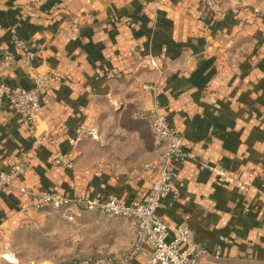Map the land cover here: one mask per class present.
I'll return each instance as SVG.
<instances>
[{"label":"crops","instance_id":"obj_1","mask_svg":"<svg viewBox=\"0 0 264 264\" xmlns=\"http://www.w3.org/2000/svg\"><path fill=\"white\" fill-rule=\"evenodd\" d=\"M247 2L250 6L213 28L230 44L239 34L254 37L256 54L243 64L231 58L234 66L217 64L215 70L207 58L198 64L191 56L204 48L200 38L193 39L207 30L204 0H0V78L28 87L41 72L57 77L41 94L43 112L35 130L0 98V170L22 160L28 165L11 189L0 190V227L34 210L30 197L17 190L19 182L68 197L116 194L125 204L149 192L154 173L144 165L156 156L154 149L136 166L115 163L110 146L100 160L94 156L84 163L77 147L81 136L71 140L79 125L99 138L97 128L86 123L96 101L114 94L113 81L95 75L109 69L134 72L152 58L161 72L159 111L183 135L185 153L174 180L179 196L168 194L157 214L169 229L187 224L193 240L210 251L221 244L220 257L206 261L264 264V15L253 11L264 7V0ZM81 14L86 21H78ZM12 35L36 54L35 61L20 59L22 48ZM5 54L12 59L4 61ZM42 123L46 127L38 133ZM109 137L100 133L102 143L120 139ZM57 152L68 154L73 167L53 164ZM201 164L227 168L226 181ZM130 223L134 236L136 225ZM150 251L145 244L133 264H147Z\"/></svg>","mask_w":264,"mask_h":264},{"label":"rangeland","instance_id":"obj_2","mask_svg":"<svg viewBox=\"0 0 264 264\" xmlns=\"http://www.w3.org/2000/svg\"><path fill=\"white\" fill-rule=\"evenodd\" d=\"M247 1L219 0L221 14L215 15L206 8L204 0L205 9L209 12L207 30L193 37L200 38L204 48L191 55L198 64L202 63L203 58H207L210 65L215 64L212 68L216 70L217 64L234 66L236 61L231 58H236L243 64L256 54L259 41L254 37L250 38L247 33L239 34L235 44H230L228 37L217 34L213 28L216 23L224 22L229 15L237 14L250 6ZM86 19L83 14L78 16L80 22ZM246 23L244 22L243 27H246ZM11 38L16 37L12 35ZM152 63L150 58L149 62H142L134 72L124 73L109 69L95 75L97 80L113 81L114 95L112 98L107 96L97 100L95 111L86 123L97 128L99 138L96 133L81 134L77 147L81 151L84 163L91 161L94 156L100 160L103 155L108 154L104 149L109 146V154L115 163H130L129 166L143 163L150 152H153L149 120L150 110L156 104L158 109L160 106L157 86L160 87L161 72L156 66L153 68ZM206 89L207 86L202 87L200 91L204 92ZM45 127L42 123L38 127V133ZM103 131L106 135L110 134V140L116 135L120 139L116 138L110 144L102 143L100 133ZM119 131L135 135L129 134L125 137ZM200 167H207L212 173H215V168H221L217 165L202 164ZM223 170L228 176L229 170L227 168ZM130 222L129 218L111 216L98 211H80L69 219L68 214L62 210L49 207L34 208L33 212L27 213L26 218L20 222L0 227V264H11L4 257L6 253H11L17 260L15 264H74L75 260L88 257L118 256L127 250L134 240L135 235L133 236Z\"/></svg>","mask_w":264,"mask_h":264},{"label":"built area","instance_id":"obj_3","mask_svg":"<svg viewBox=\"0 0 264 264\" xmlns=\"http://www.w3.org/2000/svg\"><path fill=\"white\" fill-rule=\"evenodd\" d=\"M205 6L215 15L221 14L219 0H205ZM253 11L264 15V8L255 6ZM14 42L22 48L20 59L23 62L36 60V54L28 49L22 40L15 38ZM2 57L4 61L12 59L9 54ZM107 76L109 77L110 74ZM56 78L51 71L37 74L32 85L28 87L9 83L0 78L1 101L8 104L30 130H35L43 112L40 104L41 94ZM150 113L149 128L156 156L147 162L144 168L151 170L154 176L149 192L130 204H125L116 194L68 197L57 190L34 191L20 182L17 184V190L27 194L32 206L36 209L49 207L62 210L68 214L69 219L80 211H98L134 221L136 225L134 240L124 253L119 256L103 255L83 258L75 260L74 264H133L136 256L144 250L145 244L151 247L147 264H214L204 258L220 257L221 244H218L214 251H210L206 245L193 240L192 230L187 224H180L169 229L157 214V210L166 205L165 200L168 194H172L174 198L179 196L174 180L177 177L178 165L185 158L184 138L169 118L160 113L157 104ZM83 130L84 125H79L76 129V138L71 140L72 143L76 142ZM53 164L67 168L73 167L72 158L60 152L55 153ZM27 167V162L22 160L14 162L8 169L0 170V190L11 189L12 182L23 176ZM214 172L219 182L226 181L227 173L222 168H215ZM247 182L248 180H245V183ZM260 196L264 205V175L260 178ZM219 239L225 243L227 238L220 236Z\"/></svg>","mask_w":264,"mask_h":264},{"label":"bare ground","instance_id":"obj_4","mask_svg":"<svg viewBox=\"0 0 264 264\" xmlns=\"http://www.w3.org/2000/svg\"><path fill=\"white\" fill-rule=\"evenodd\" d=\"M4 257L11 264H15L17 262V260L11 255V253H6Z\"/></svg>","mask_w":264,"mask_h":264}]
</instances>
